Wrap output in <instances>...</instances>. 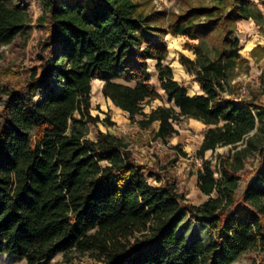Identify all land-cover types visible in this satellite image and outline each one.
Segmentation results:
<instances>
[{
	"label": "trees",
	"instance_id": "1",
	"mask_svg": "<svg viewBox=\"0 0 264 264\" xmlns=\"http://www.w3.org/2000/svg\"><path fill=\"white\" fill-rule=\"evenodd\" d=\"M260 6L264 0H209L170 15L163 28L165 14L144 13L136 0H45L36 20L46 33L39 65L0 88V256L26 264L58 254L67 262L87 257L85 264H234L255 252L264 264V82L242 98L233 83L249 66L236 25L252 21L264 37ZM31 22L26 4L0 0V46L27 34ZM167 34L197 41L186 43L194 59L179 61L200 93L189 95L164 63ZM258 52L264 48L251 57ZM95 79L138 139L146 132L165 143L183 119L205 126L201 166L190 173L202 203H188L168 173L146 174L124 137H89L91 125H114L91 114ZM158 89L168 106L146 113ZM221 147L226 154L205 159ZM250 161L257 167L237 198ZM153 176L159 185L148 182ZM187 218L208 228L210 239L183 235Z\"/></svg>",
	"mask_w": 264,
	"mask_h": 264
},
{
	"label": "rangeland",
	"instance_id": "2",
	"mask_svg": "<svg viewBox=\"0 0 264 264\" xmlns=\"http://www.w3.org/2000/svg\"><path fill=\"white\" fill-rule=\"evenodd\" d=\"M26 4L29 16L32 20L30 29L24 36L14 39L10 44L0 46V88L5 85L16 86L24 78L30 74V69L39 65L40 45L46 37L44 29L36 26V20L43 12L45 0H13ZM140 4V9L144 13L160 12L165 17L160 26L165 28L170 15L187 11L195 6L209 5V0H136ZM257 2L258 0H253ZM264 13V6H260ZM236 36L239 39V54L249 63L248 68L239 71L238 77L233 83H236L237 97L252 96L258 93L264 82V54L260 57V52L256 53L257 58L250 55L252 49L260 46L264 48V37L259 33V28L252 21H239L236 25ZM164 42L167 49V58L164 61L173 73L174 79L183 84L188 90L189 95L200 93V88L195 82L193 75L187 73L185 68L180 64V56L194 59V55L186 48V43L196 44L197 41H188L185 37L172 36L167 34L164 36ZM209 45V43H207ZM259 57V58H258ZM155 63L150 62L151 83L158 88L156 78ZM97 80L91 85V114L100 116L101 119L108 117L114 123L111 127H106L101 123L89 126V137L95 138L99 131L117 134L124 137L131 143L136 157L141 160L148 170H152L159 174L168 173L171 181L177 185L178 191L183 193L188 203L200 204L206 198L202 196L196 188V176H190L191 172L200 167L201 159L196 156V152L202 141V133L204 127L200 122L192 119H183L177 125L178 133L169 138L165 143L161 141H150L149 133H142L141 139H138L137 127L131 125L127 114L115 107L109 100H106L101 90L98 91ZM159 99L154 100L150 104L145 105L144 111L148 113L157 106H168L167 98L163 91L158 89ZM264 103V95L260 98ZM178 145L180 150L174 149ZM182 151L185 156L181 154ZM227 147L218 148L215 153L210 151L205 153V159H212L216 153L226 154ZM172 164H169L171 163ZM257 162H249L246 165V175L236 192L238 198L246 183L252 179L251 172L257 167ZM165 170H162L163 168ZM165 179L162 180L163 183ZM148 182L152 185H159L155 177L148 178ZM180 232L187 236L201 237L209 240L212 232L202 226L197 220L187 218L182 224ZM89 262L87 257L74 258L71 262H67L65 258L58 254L49 262L44 264H85ZM0 264H26L25 260L0 256ZM234 264H258L257 254L255 252L245 253L241 255Z\"/></svg>",
	"mask_w": 264,
	"mask_h": 264
},
{
	"label": "bare ground",
	"instance_id": "3",
	"mask_svg": "<svg viewBox=\"0 0 264 264\" xmlns=\"http://www.w3.org/2000/svg\"><path fill=\"white\" fill-rule=\"evenodd\" d=\"M94 81H95V80H94ZM96 83L98 84V91L101 90V87H102V81L97 80ZM91 92H92V90H91Z\"/></svg>",
	"mask_w": 264,
	"mask_h": 264
},
{
	"label": "crops",
	"instance_id": "4",
	"mask_svg": "<svg viewBox=\"0 0 264 264\" xmlns=\"http://www.w3.org/2000/svg\"><path fill=\"white\" fill-rule=\"evenodd\" d=\"M193 95H194V94H193ZM194 121H195V120H194ZM197 122H198V121H197ZM157 127H158V124H155V125H154V128L156 129Z\"/></svg>",
	"mask_w": 264,
	"mask_h": 264
},
{
	"label": "built area",
	"instance_id": "5",
	"mask_svg": "<svg viewBox=\"0 0 264 264\" xmlns=\"http://www.w3.org/2000/svg\"><path fill=\"white\" fill-rule=\"evenodd\" d=\"M201 166V165H200Z\"/></svg>",
	"mask_w": 264,
	"mask_h": 264
}]
</instances>
